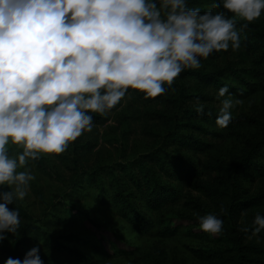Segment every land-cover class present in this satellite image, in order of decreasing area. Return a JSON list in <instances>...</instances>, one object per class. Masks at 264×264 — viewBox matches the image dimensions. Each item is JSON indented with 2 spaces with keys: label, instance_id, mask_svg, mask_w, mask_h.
<instances>
[{
  "label": "clouds",
  "instance_id": "9594fccd",
  "mask_svg": "<svg viewBox=\"0 0 264 264\" xmlns=\"http://www.w3.org/2000/svg\"><path fill=\"white\" fill-rule=\"evenodd\" d=\"M221 5L233 15L213 11ZM262 13L264 0H213L206 11L188 0H0V242L20 226V209L9 205L28 195L31 161L65 152L130 88L155 98L213 52L239 49L248 23L237 27V19ZM217 98L224 127L243 101L227 84ZM196 107L203 113L199 98ZM199 220L209 234L222 231L215 213ZM252 225L241 228L249 238L264 231V215ZM4 264L45 262L34 246Z\"/></svg>",
  "mask_w": 264,
  "mask_h": 264
},
{
  "label": "rangeland",
  "instance_id": "374dc122",
  "mask_svg": "<svg viewBox=\"0 0 264 264\" xmlns=\"http://www.w3.org/2000/svg\"><path fill=\"white\" fill-rule=\"evenodd\" d=\"M243 50L241 43L236 50L229 48L213 52L202 59V66L196 69L205 75L192 77L181 72L171 86L166 85L167 91L161 98L154 102L139 100L134 90L129 91L131 94H126L107 116L93 114L92 130L83 132L65 152L42 153L31 161L29 167L35 179L25 199L16 202L29 218L20 216L17 233H8L2 242L17 246L22 237L20 229L31 223L51 238L72 234L81 239L84 246L75 244L76 239L71 242L64 239L63 247L51 243L44 248L40 241L37 246L46 255L54 257L57 260L55 264H83L66 245L87 253L100 264H231L225 259L229 244L223 232L209 234L200 227V216L215 213L213 203L190 186L193 176L183 179L180 167L173 163V159L184 160L185 165H192L198 171L213 158L232 164L244 154L247 137L254 138L264 132V126L260 124L238 122L244 115L264 122V90L242 99L243 103L231 110L232 120L235 118L232 125H217L220 99L223 98H217L218 89L213 86L212 76L228 74L231 65L246 67L247 63L241 61L240 56ZM197 98L209 113L195 114ZM200 127L209 132L204 133ZM86 142L95 144L86 160L88 164L109 167L103 178L112 201L117 188L122 187L128 195L121 198H126L149 219L161 218L163 225L172 227L182 225L179 232L169 236L140 234L113 206L98 202L96 197L99 193L85 178L87 168L76 164L82 149L75 148V145ZM199 143H211V147L207 151L195 150ZM11 147L15 150V146ZM144 162L146 166L142 164ZM122 166L127 170L125 173L121 172ZM76 171L80 173L77 177ZM201 173L204 181L212 175ZM153 174H157L154 177L159 178L161 187L151 180ZM138 181L143 182L145 191L149 187H156L158 191L168 189L171 195H179V198L169 202L162 213H156L148 207V204L155 205L156 200L149 201L147 196L139 195ZM247 185L264 189V176L254 184L248 181ZM78 210L88 212V218H77ZM190 229L194 233L187 232ZM135 247L138 252H125ZM101 250L109 255L100 253Z\"/></svg>",
  "mask_w": 264,
  "mask_h": 264
},
{
  "label": "trees",
  "instance_id": "16d2710c",
  "mask_svg": "<svg viewBox=\"0 0 264 264\" xmlns=\"http://www.w3.org/2000/svg\"><path fill=\"white\" fill-rule=\"evenodd\" d=\"M188 3L190 7H200L202 11H206L213 3V0H188ZM213 11H224L229 17L233 15L229 10L224 9L222 5L220 9H214ZM243 23H248V27L241 32V43L244 45V50L241 52L240 56L241 61L246 62L247 66L237 68L231 65L229 66L228 74L217 73L212 76L214 87L219 90L227 84L229 93L241 100L246 99L257 91L264 90V13L251 22H246L239 18L237 19V27ZM182 73L192 77H200L206 74L196 69H185ZM132 90L137 94V98L142 101L154 102L157 98L160 99L162 95L160 94L155 98L145 99L142 92L136 89H129V91ZM193 98L196 97L194 96ZM195 110L196 115L209 113L206 109H204L203 113L199 112L197 109ZM234 120L231 118L229 124L232 125ZM239 121L242 123L248 122L264 126L263 121L261 122L257 117L250 115H244L242 118L238 119V122ZM200 128L204 133L209 132L205 127ZM79 145H81V147ZM94 147L95 144L89 142L77 143V145H75V148L79 150L80 148L82 149L81 154L78 155L79 157L76 159V164H81L82 168H87L85 171V178L92 183V188L99 193L96 200L103 205L113 206L123 218L129 219L134 231L140 234L169 236L178 233L182 225L179 224L172 227L168 224L163 225L164 223L161 218L157 220L149 219L134 205H131L126 198H121L122 196L128 195L124 193L122 187L117 188V195L113 197L114 201L109 198L107 195L108 189L103 178L104 171L106 169L109 170V167H92L88 164V161H86L89 159L88 155L92 152ZM210 147L211 143H199L194 149L207 151ZM263 160L264 132L258 134V136L254 138L247 137L244 154L236 158L232 164L213 158L204 163L202 165V170L198 171L199 169L192 165H185L184 160L173 159V163L180 167L179 170L183 174V179L188 180L192 176L194 177L189 183L190 186L202 192L205 197L213 203L215 214L223 220L222 227L224 230L222 229V234L225 238L227 237L229 244L226 248L228 257L225 255V259L227 260L226 262H230L231 264H264V231L257 234V236L249 238L251 232L245 233L241 230L243 226H248L249 228L253 227L252 221L257 213L264 215V189H254L253 185H247L248 181L254 184L260 177L264 176ZM142 164L145 165V162ZM166 166L167 165H165L164 171L167 170ZM126 171L123 167V171L121 172L125 173ZM201 172L212 174L210 175L211 178L209 177L208 181L202 180ZM132 174L134 175V173ZM78 175H80V173L76 171L75 176L77 177ZM154 175L157 174H153L151 180L159 183L161 187V181L159 182V178L154 177ZM137 186L140 188L139 195L142 194L143 196H147L149 201L156 200L155 205L148 204V207L156 211V213H162L164 207L169 202H174L179 198V195L177 197L171 195V191L168 189L158 191L156 187H149L148 191H145L143 182L139 181L137 182ZM182 187L181 185L180 188ZM88 194L89 196L92 195V193ZM39 197L42 198L41 193H39ZM9 207H18L20 209V216L26 219L29 218V215L22 211L21 205L13 204L9 205ZM222 207L224 211H221ZM132 212L134 213L133 215ZM242 212H246V215L242 216ZM76 216H78L77 218L79 219L88 218V212L78 210ZM20 230L22 237L17 246L13 247L0 242V264H3L8 257H19L23 259L25 253L32 247L37 246L40 241L43 242L44 248L50 246L51 243L63 247L66 242L64 239H68L69 242L76 239L75 244L80 243L83 245L81 239L76 235H59L56 236V238H51L46 235L45 232L31 225V223ZM187 232L194 233L192 229ZM50 239H53V242ZM90 245L91 244L88 246ZM66 246L71 249L72 253L78 256V259H80L83 264H100L87 253L77 248ZM136 251L137 247L129 250L126 249L125 252L133 254L136 253ZM100 253L105 254L107 252L101 250ZM40 255L45 264H55V262H57L54 257L52 258L46 255L41 248Z\"/></svg>",
  "mask_w": 264,
  "mask_h": 264
}]
</instances>
